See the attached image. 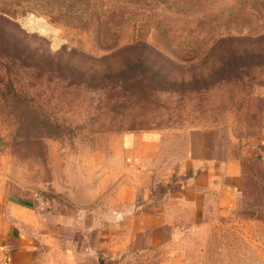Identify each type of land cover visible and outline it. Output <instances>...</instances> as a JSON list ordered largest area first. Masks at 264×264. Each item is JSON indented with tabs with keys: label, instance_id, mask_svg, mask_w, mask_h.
<instances>
[{
	"label": "rangeland",
	"instance_id": "1",
	"mask_svg": "<svg viewBox=\"0 0 264 264\" xmlns=\"http://www.w3.org/2000/svg\"><path fill=\"white\" fill-rule=\"evenodd\" d=\"M0 13L43 37L48 55L67 47L101 57L144 42L154 51L141 55L157 70L140 75L128 97L24 73L9 80L1 70L0 198L7 191L16 199L38 195L49 186L57 152H109L131 131L162 139L164 167L152 189L164 194L170 158H182L195 131L224 128L237 144L262 133L264 99L253 97L264 96V64L236 76L189 79L225 61L221 50L206 57L220 37L264 33V0H0ZM37 42L32 38L30 45ZM133 55L126 50L110 65L117 68ZM160 74L164 79H155ZM242 168L229 201L213 193L204 210L168 201L170 243L126 252L116 264H264V176L256 160Z\"/></svg>",
	"mask_w": 264,
	"mask_h": 264
},
{
	"label": "crops",
	"instance_id": "2",
	"mask_svg": "<svg viewBox=\"0 0 264 264\" xmlns=\"http://www.w3.org/2000/svg\"><path fill=\"white\" fill-rule=\"evenodd\" d=\"M259 113L262 133L247 144L224 128L191 134L182 158L167 160L164 194L152 189L164 167L163 142L152 131L124 133L109 152L50 154L57 163L49 186L0 198V264H116L126 252L170 243L168 201L202 210L213 193L229 201L248 159L264 176V107Z\"/></svg>",
	"mask_w": 264,
	"mask_h": 264
},
{
	"label": "trees",
	"instance_id": "3",
	"mask_svg": "<svg viewBox=\"0 0 264 264\" xmlns=\"http://www.w3.org/2000/svg\"><path fill=\"white\" fill-rule=\"evenodd\" d=\"M32 38L41 42L32 46L30 45ZM42 41H45L43 37L25 32L16 22L0 13V72L3 70L9 80L11 76L17 79L24 73L39 80L44 77L64 80L69 86L100 88L109 96L121 91L122 97L135 94L134 88L131 89L129 86L141 80L140 75L148 71H151L152 75L157 73V70H152L153 65L146 63L141 55L145 50L154 51L144 42H136L110 54L93 57L67 47L48 55V49ZM233 45L235 46L232 47ZM242 45H246L244 50H236ZM126 50L128 53L133 50L135 55L127 56L123 65L112 68L111 60L119 58ZM219 50L227 53L225 61L210 67L209 72L204 75L190 78L189 82L198 83L215 76L220 78L236 76L253 63L264 64V33L256 36L220 37L206 57L214 55ZM159 77L164 79L161 74L155 79ZM180 84H185V81L182 80Z\"/></svg>",
	"mask_w": 264,
	"mask_h": 264
},
{
	"label": "bare ground",
	"instance_id": "4",
	"mask_svg": "<svg viewBox=\"0 0 264 264\" xmlns=\"http://www.w3.org/2000/svg\"><path fill=\"white\" fill-rule=\"evenodd\" d=\"M41 27H42V28H43V27L45 28L44 24H41Z\"/></svg>",
	"mask_w": 264,
	"mask_h": 264
}]
</instances>
